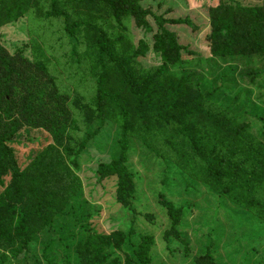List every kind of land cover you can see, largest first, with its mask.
<instances>
[{
    "label": "trees",
    "instance_id": "trees-1",
    "mask_svg": "<svg viewBox=\"0 0 264 264\" xmlns=\"http://www.w3.org/2000/svg\"><path fill=\"white\" fill-rule=\"evenodd\" d=\"M142 1L0 0V29L30 13L46 15L62 25L74 51L87 46L83 58L96 94L91 103L77 98L72 104L87 125L114 120L121 128L119 156L100 164L95 174L99 183L117 180L121 206L130 209L136 195L135 175L127 166L136 137L219 197L264 218V118L258 117L262 128L257 131L231 112L238 94L222 102L236 85L233 69L209 89L190 70L184 53L197 54L170 28L195 30L190 19L156 15ZM208 14L213 58L226 63L250 58L253 63L255 57L264 68V5L221 0ZM128 22L150 39L133 43ZM150 53L158 63L145 67L141 59ZM248 75L251 84L260 81L264 98V71ZM73 123L70 98L59 90L48 65L21 51L11 53L0 42V264L17 259L78 196L82 181L76 170L87 141L74 142ZM27 129L47 132L52 142L22 167L11 144ZM160 198L176 228L181 211L164 195ZM128 237L121 231L87 234L77 244L78 264H135L133 256L126 254L122 262L114 254L123 251ZM154 245L153 237L142 236L134 258L150 264ZM195 263L217 264L210 250Z\"/></svg>",
    "mask_w": 264,
    "mask_h": 264
},
{
    "label": "rangeland",
    "instance_id": "rangeland-1",
    "mask_svg": "<svg viewBox=\"0 0 264 264\" xmlns=\"http://www.w3.org/2000/svg\"><path fill=\"white\" fill-rule=\"evenodd\" d=\"M220 1L143 0L142 4L156 15L192 21L195 30L184 25L170 27L179 35L180 42L197 54L194 58L184 53L183 58L191 63L190 70L209 89L222 75L233 69L236 85L233 92L225 93L222 102L238 94V101L231 112L250 122L252 128L259 131L262 123L258 117L264 118V98L258 89L260 81L257 79L255 84H251L248 74L264 71L263 65L255 57L253 63H250V58L226 63L210 54L208 10ZM231 2L244 6L264 5V0ZM149 20L154 23L152 18ZM125 26L133 43L137 44L144 38L150 39V35L136 28L134 23L128 22ZM113 27L119 31L117 24H113ZM0 42L11 53L21 51L26 57L40 59L48 65L59 90L70 98L74 121L70 135L76 144L87 141L76 170L82 181L78 196L68 204L62 216L37 235L17 259H9L8 264H78L77 244L87 234H110L114 231L129 236L123 251L114 253L122 262L128 254L133 256L135 264H141L134 258V252L142 236H151L155 245L150 252V264H196L195 259L208 250L213 253L217 264H264V218L219 197L208 186L156 154L139 138H131L127 163L135 175L136 184L131 208L117 203L115 178L101 183L97 181L95 174L98 166L120 154L118 140L121 128L114 120L87 125L74 109L72 103L77 98L84 103H91L96 87L89 64L83 58L87 46L82 44L74 51L56 19L46 15L35 17L30 13L16 23L1 28ZM141 60L145 67L158 63L151 53ZM51 142L47 132L27 129L19 134L11 146L18 162L25 167ZM2 190L0 186V193ZM161 195L182 213L176 228L170 214L161 204ZM175 233H179V236Z\"/></svg>",
    "mask_w": 264,
    "mask_h": 264
}]
</instances>
